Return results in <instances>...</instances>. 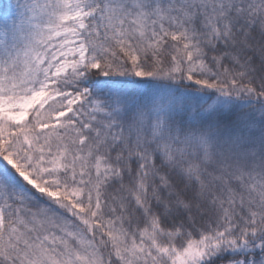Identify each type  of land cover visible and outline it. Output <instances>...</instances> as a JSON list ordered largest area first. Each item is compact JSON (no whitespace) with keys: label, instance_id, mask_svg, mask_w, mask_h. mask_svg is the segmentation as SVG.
Masks as SVG:
<instances>
[{"label":"snow or ice","instance_id":"6c2138e0","mask_svg":"<svg viewBox=\"0 0 264 264\" xmlns=\"http://www.w3.org/2000/svg\"><path fill=\"white\" fill-rule=\"evenodd\" d=\"M0 264H264V0H0Z\"/></svg>","mask_w":264,"mask_h":264}]
</instances>
